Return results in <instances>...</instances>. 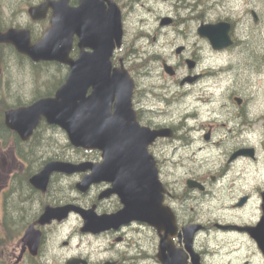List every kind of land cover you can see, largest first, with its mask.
Here are the masks:
<instances>
[{
  "label": "water",
  "instance_id": "1",
  "mask_svg": "<svg viewBox=\"0 0 264 264\" xmlns=\"http://www.w3.org/2000/svg\"><path fill=\"white\" fill-rule=\"evenodd\" d=\"M69 1L48 0L29 9L33 20L45 19L48 10H53L51 26L36 44L32 43L29 30L12 28L5 33L0 30V44L13 45L33 62H56L70 67L66 81L54 97L7 111L5 124L22 141H28L44 119L62 129L73 147L101 153L100 162H48L30 179L33 188L46 193L55 174H85L76 184L79 193L88 194L93 186L109 183L111 188L100 199L116 195L123 209L112 215H99L96 207L46 206L38 222L26 229L17 263L22 261L26 250L38 256L43 237L38 225L61 223L71 214L83 219V233L100 234L132 223L149 225L160 234L165 233L160 241L163 252L178 227L174 212L164 205V188L148 146L171 130L152 131L140 125L132 103L134 81L125 68H113V54L121 47L124 34L118 5L112 0H79L77 7H70ZM252 14L258 23L256 12ZM170 22L166 18L162 25ZM231 30V23L220 21L202 22L197 31L200 37L209 40L214 50L221 51L233 45ZM74 36L79 38L81 48L75 61L70 58ZM166 70L170 71L171 67L166 66ZM237 101L241 102L238 98ZM249 156H253V151ZM262 196L264 209V192ZM201 228L191 225L183 229L187 245L191 246ZM237 228L248 232L264 251V217L254 227Z\"/></svg>",
  "mask_w": 264,
  "mask_h": 264
},
{
  "label": "flooded vegetation",
  "instance_id": "2",
  "mask_svg": "<svg viewBox=\"0 0 264 264\" xmlns=\"http://www.w3.org/2000/svg\"><path fill=\"white\" fill-rule=\"evenodd\" d=\"M46 1L48 0H38L31 7L39 6ZM112 1L115 2V0ZM115 3L118 5L117 2ZM69 5L70 7H77L79 0H70ZM1 12L0 5V14ZM52 14L53 10L50 9L45 19L37 21L31 18L30 22L19 29L29 30L33 42L34 30L36 28L43 29L47 23L50 25ZM167 18H170L171 22L162 25L163 19L160 27L180 25L179 19L175 23L171 17ZM181 20L183 19L181 18ZM9 29L1 31L6 32ZM146 30L145 33L142 32L141 36L137 35L134 38L133 47L127 50L129 44L125 37L123 22V41L121 47L116 48L113 54V68H125L134 81L132 103L140 125L152 131L171 130L165 136L156 138L148 146V151L156 162L159 179L164 188V205L170 207L175 214L178 227L177 234L170 239L171 243L161 252L160 241L165 233L160 234L149 225L132 223L118 230L112 229L100 234L83 233L84 221L79 217L82 224L81 237L88 242H91L93 238L100 240V247L103 245L101 252L109 255L95 259L94 252H82L84 250H81L79 253L70 254L65 264H264V251L248 232L237 228L254 227L262 220L264 217L262 196L264 189L259 191V194L253 193L258 196V202H260L259 217L253 223L231 221L225 215L216 219H207L205 218L207 214L202 216V213L206 212L199 205L204 201L216 198L220 187V189L230 188L231 176H235L234 168L237 163L259 162L261 160L257 148L250 142L251 125L246 106L248 102L240 97L235 98L237 111L233 120L238 118L240 122L236 121V125H233L232 122L229 123L231 130L225 132L215 141L214 136L217 135L218 130L215 125H211L215 122L202 124L201 115L196 107L197 102L201 100L196 88L204 76L199 72L201 48L195 49L196 45L190 42V38L187 42L193 46L185 43L178 44L179 38L163 45L158 41L160 35L153 36L149 32L150 26ZM233 42L232 48L236 45L234 39ZM162 48L165 52L169 50V55L161 50ZM86 51L89 52L90 50L87 49ZM80 53L79 38L74 36L70 58L75 61L79 58ZM123 53H126L124 58L120 55ZM166 66L171 67V70L167 71ZM65 67L66 76H68L70 67ZM237 98L241 102L237 101ZM229 112L232 113L233 111L229 110ZM240 126L241 129L237 130ZM220 128L228 129V124L223 123ZM234 130L237 131L232 132ZM213 149H219L222 154H228L229 160L226 164L222 163L215 169L206 168L209 167L207 163L211 161L207 159L206 163H203L199 156L201 153H209ZM252 151L253 156H249ZM98 153L100 156L96 162L102 161L101 153L99 151ZM240 171L236 173L238 179L247 177L246 174L249 173L247 168H242ZM57 176L60 179L76 177L80 181L85 174H76L71 177L64 174ZM110 188L111 184L105 182L95 185L88 194H81L76 197L79 199L78 201L67 204H76L86 209L96 207V212L99 215L115 214L123 209L120 198L111 195L100 199V195ZM234 192L233 190L232 195H230L232 205L215 207V214L219 211L224 213L233 211V215H241L255 200L253 194L234 195ZM209 215H214V212ZM73 216L78 215L73 214L70 218ZM70 218L66 221H69ZM66 221L63 223L54 222L49 226L38 225V228L43 231L39 254L33 256L29 250H26L19 264H23L25 261L38 264L37 261L44 253V244L49 234L48 228L64 224ZM191 225H201L202 228L195 234L191 246H189L183 229ZM230 226H235V228H226ZM133 232L144 234L143 238L146 241L142 243L130 241L129 237ZM214 233L226 236V243L222 247L212 248L208 244H201L199 238L202 235H214ZM113 239H116L117 243H113ZM68 244L69 242H66V245ZM14 264H18L17 259ZM42 264L50 263L48 261V263Z\"/></svg>",
  "mask_w": 264,
  "mask_h": 264
},
{
  "label": "rangeland",
  "instance_id": "3",
  "mask_svg": "<svg viewBox=\"0 0 264 264\" xmlns=\"http://www.w3.org/2000/svg\"><path fill=\"white\" fill-rule=\"evenodd\" d=\"M37 2L38 0H0L2 9L0 20L5 29L18 26L21 28L30 22L31 17L28 9ZM115 2L118 3L123 13L124 32L129 44L127 50L133 47L134 38L137 35L141 36L142 32L145 33L149 26V32L153 36L160 35L158 41L163 45L179 38L178 44L185 43L191 46L195 44V49L201 48L199 72L204 76L196 88L198 97L201 98L196 107L201 115L202 124L215 122L211 124L215 125L218 130L217 135L214 136L215 141L225 132L231 130L229 123L232 122L233 125H236V121H238V118L233 120L237 111L235 98L240 97L248 102L246 106L250 116V142L257 148L261 160L237 163L234 168L235 176H231L230 188L220 189V187L216 198L204 201L199 205L206 212L202 213V216L207 214L205 216L207 219H216L225 215L231 221L256 222L259 217L260 202H258V196L254 194H259V191L264 189V0H115ZM202 10H204L203 18L199 19L197 15H200ZM253 11L259 17L258 23L254 21ZM167 17H171L175 23L179 19L180 25L160 27L161 21ZM220 21L231 23V36L236 45L234 48L231 47L232 49L229 48L230 50L227 49L228 51L216 53L209 40L200 37L197 30L202 22L217 23ZM44 26L43 29L36 28L34 30L33 35H37L34 44L42 40L49 28V23ZM142 29L143 31H141ZM189 38L192 44L187 42ZM161 50L164 51V48ZM7 51L10 58H6L0 63V77L3 83L1 96L5 98L7 105H16L20 99L29 102L34 98L36 91L43 89L44 84H51V88L55 86L56 82L52 81V76L57 74L56 68H32L27 62L24 64L18 62L14 51L10 49ZM165 53L169 55L170 52L168 50ZM120 55L124 58L126 53ZM39 76L41 77L39 78ZM229 110L233 112L230 113ZM223 123L228 124V129L220 128ZM240 129L241 126L237 128V130ZM49 133L51 143L57 140H68L65 132L59 128L50 130ZM199 159L203 163L209 159L211 162L207 163L209 167L206 168L215 169L222 163L226 164L229 155L222 154L219 149H213L209 153H201ZM23 164L18 157L14 138L9 135L5 141L0 139V214L3 213L5 193L11 191V179ZM242 168H247L249 173L246 174L247 177L238 179L236 173L241 172ZM78 181L79 179L76 177L61 178L60 183L57 184L62 189L63 187L67 188L68 195L76 198L79 193L71 189L70 185L76 184ZM235 184L236 186H234ZM233 190L235 191L234 195L254 193L255 200L241 215H233V211L226 213L219 211L215 214V207L232 205L230 195ZM11 195L16 199L15 193ZM213 212L214 215H209ZM81 227L79 216H73L64 224L49 227V234L43 248L44 253L37 261L38 264L48 263V261L50 264H65L70 254L79 253L81 250H84L82 252H94L95 259L109 255L101 252L103 245L100 247V240L93 238L91 242H88L83 239L80 235ZM143 237L144 234L133 232L129 239L135 243H142L146 241ZM199 241L201 244L212 246V248L222 247L226 243V236L216 233L214 235L204 234L199 238ZM66 242L69 244L66 245ZM112 242L117 243L116 239H113ZM21 245L20 239L5 249L10 264L15 263ZM23 264L31 263L25 261Z\"/></svg>",
  "mask_w": 264,
  "mask_h": 264
},
{
  "label": "trees",
  "instance_id": "4",
  "mask_svg": "<svg viewBox=\"0 0 264 264\" xmlns=\"http://www.w3.org/2000/svg\"><path fill=\"white\" fill-rule=\"evenodd\" d=\"M203 13L204 10L201 11L200 15H197V18L202 19ZM17 28H19V26ZM0 29L3 31L5 30L1 20ZM36 36L37 35H33V42L36 40ZM9 49L16 53V58L21 64L27 62L32 68L40 69L56 68L58 72L52 76V81L56 82L53 88H51V84H44L43 89L36 91L33 99L29 102L20 99L16 105H7L5 98H2L1 90L3 89V83L0 77V139L5 141L8 136L11 135L14 138L20 162L24 163L21 169L16 171L13 179H11V191L5 193L3 213L0 214V264H10L5 249L17 243L22 238L29 225L38 221L45 206L63 205L79 200L69 196L67 188L63 187L62 189L58 186L60 183L59 176H55L51 180L49 189L46 193H42L33 188L30 184V179L37 174L47 162L52 160L78 163L83 160L97 161L100 156L98 151L76 149L68 140H57L51 143L49 137L51 135L49 132L50 130H55L56 127L49 126L45 121L40 124L28 141H22L16 133L6 127L5 115L8 110L29 105L43 97L54 96L66 77V67L64 65L44 62L34 63L28 57L19 54L11 45L0 44V63L6 58H10L7 51ZM40 77L41 76H39V78ZM6 144L5 142V145ZM70 187L76 191L74 183H72ZM12 193L16 194V199L12 198ZM79 195L81 194L79 193Z\"/></svg>",
  "mask_w": 264,
  "mask_h": 264
},
{
  "label": "bare ground",
  "instance_id": "5",
  "mask_svg": "<svg viewBox=\"0 0 264 264\" xmlns=\"http://www.w3.org/2000/svg\"><path fill=\"white\" fill-rule=\"evenodd\" d=\"M189 37V36H188ZM194 38V37H193ZM193 41V40H192ZM200 100V99H199ZM200 102V101H199ZM203 102V101H202ZM198 103V102H197ZM200 104V103H199ZM202 104V103H201Z\"/></svg>",
  "mask_w": 264,
  "mask_h": 264
}]
</instances>
